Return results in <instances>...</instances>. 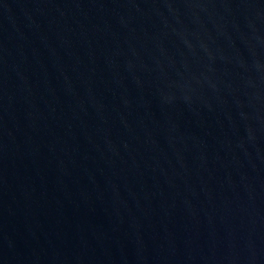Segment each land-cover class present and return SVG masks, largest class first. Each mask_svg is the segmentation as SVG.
I'll return each mask as SVG.
<instances>
[{"label": "water", "instance_id": "obj_1", "mask_svg": "<svg viewBox=\"0 0 264 264\" xmlns=\"http://www.w3.org/2000/svg\"><path fill=\"white\" fill-rule=\"evenodd\" d=\"M0 264H264V0H0Z\"/></svg>", "mask_w": 264, "mask_h": 264}]
</instances>
